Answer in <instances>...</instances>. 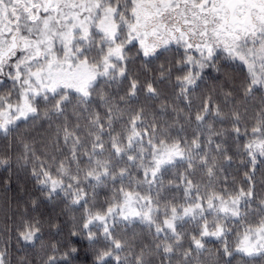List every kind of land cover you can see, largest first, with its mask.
<instances>
[{"label": "snow or ice", "instance_id": "obj_1", "mask_svg": "<svg viewBox=\"0 0 264 264\" xmlns=\"http://www.w3.org/2000/svg\"><path fill=\"white\" fill-rule=\"evenodd\" d=\"M0 137V264H264V0H0Z\"/></svg>", "mask_w": 264, "mask_h": 264}, {"label": "trees", "instance_id": "obj_2", "mask_svg": "<svg viewBox=\"0 0 264 264\" xmlns=\"http://www.w3.org/2000/svg\"><path fill=\"white\" fill-rule=\"evenodd\" d=\"M22 128L24 127L23 125L21 126ZM10 142V140H9ZM5 141L2 137H0V149H2L5 145ZM11 150V149H10ZM9 176V173L5 171L4 168L0 167V217L3 216L4 211H5V204H4V199L5 195L7 196L9 201H13L15 199H20L21 201L24 199V193L21 189L26 187L29 191L34 192L35 190L32 188V182L29 180L26 183L21 180L17 181L16 177H12V183L11 185L7 188L6 192L3 187L2 182L7 179ZM51 206L49 205V208Z\"/></svg>", "mask_w": 264, "mask_h": 264}]
</instances>
